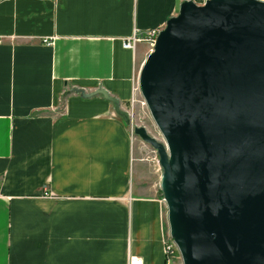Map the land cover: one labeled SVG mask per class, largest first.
Wrapping results in <instances>:
<instances>
[{
    "label": "crops",
    "instance_id": "0c3cea01",
    "mask_svg": "<svg viewBox=\"0 0 264 264\" xmlns=\"http://www.w3.org/2000/svg\"><path fill=\"white\" fill-rule=\"evenodd\" d=\"M180 4L0 0V264H183L166 262L159 174L134 149L150 46H123Z\"/></svg>",
    "mask_w": 264,
    "mask_h": 264
},
{
    "label": "water",
    "instance_id": "95a60500",
    "mask_svg": "<svg viewBox=\"0 0 264 264\" xmlns=\"http://www.w3.org/2000/svg\"><path fill=\"white\" fill-rule=\"evenodd\" d=\"M139 85L183 264H264V1L182 2Z\"/></svg>",
    "mask_w": 264,
    "mask_h": 264
},
{
    "label": "rangeland",
    "instance_id": "374dc122",
    "mask_svg": "<svg viewBox=\"0 0 264 264\" xmlns=\"http://www.w3.org/2000/svg\"><path fill=\"white\" fill-rule=\"evenodd\" d=\"M150 48V52H151ZM133 123L135 125H140L144 127L147 131V133L156 138L157 140L163 142L162 135L159 133V130L155 126V123L150 115V112L147 108H143L138 106L136 109V116L134 118ZM142 147H145V149H142ZM134 149L136 150V156H144V158H147L150 160L151 164L154 167V171L156 172L155 168V160H156V154L154 150L150 147L149 144H145L140 137L134 135ZM140 149V150H139ZM158 174V173H157Z\"/></svg>",
    "mask_w": 264,
    "mask_h": 264
},
{
    "label": "built area",
    "instance_id": "2783aa9c",
    "mask_svg": "<svg viewBox=\"0 0 264 264\" xmlns=\"http://www.w3.org/2000/svg\"><path fill=\"white\" fill-rule=\"evenodd\" d=\"M184 1H192V2H194L193 0H181V3L184 2ZM158 33H159V31H157V30L147 31L143 38H141V39L133 38V39H131L129 41H125L123 43V46L125 48H133L137 42L144 41V42L148 43L150 48H153L154 43H155V39H156ZM0 42H1V39H0ZM137 90L138 89H136V91ZM144 103L145 102H143L142 104L144 105ZM154 163H155L156 172L158 174H160V169H159V166H158V158L157 157H156V160H155ZM43 196L44 197H48L49 195H48V193H44ZM164 254H165V259H166L167 263H170L171 260L175 257V255L179 254V250H178V248H177V246H176V244H175V242L173 240L170 239V240H167L165 242ZM128 264H143V263H142V260L139 257H130V259L128 261Z\"/></svg>",
    "mask_w": 264,
    "mask_h": 264
}]
</instances>
